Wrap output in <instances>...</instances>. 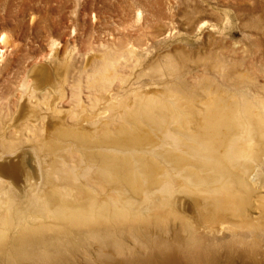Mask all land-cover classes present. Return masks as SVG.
<instances>
[{
    "label": "bare ground",
    "instance_id": "6f19581e",
    "mask_svg": "<svg viewBox=\"0 0 264 264\" xmlns=\"http://www.w3.org/2000/svg\"><path fill=\"white\" fill-rule=\"evenodd\" d=\"M98 55L77 73L67 60L51 74L52 52L31 66L16 120L39 107L40 122L0 139V264H264V96L192 103L187 126L158 139L141 119L154 98L127 110L112 92L126 55ZM247 88H264V75ZM159 207L185 221L157 228Z\"/></svg>",
    "mask_w": 264,
    "mask_h": 264
},
{
    "label": "rangeland",
    "instance_id": "374dc122",
    "mask_svg": "<svg viewBox=\"0 0 264 264\" xmlns=\"http://www.w3.org/2000/svg\"><path fill=\"white\" fill-rule=\"evenodd\" d=\"M3 34L7 41L1 40ZM102 51L127 56L117 66L112 92L124 99L127 110L135 98H154L157 113L141 119L149 118L148 128L161 139L160 127H175L177 120L187 126L192 103L200 108L205 99H232L231 93L240 96L242 90L250 98L255 93L264 96V88H247L249 81L264 75V0H0V139L26 138L30 132L23 123L40 122L39 107L16 120L19 104L28 99L26 83L34 80L33 64L52 52L57 64L50 66L51 74L67 60L77 73L85 55L89 68ZM85 114L80 116L87 119ZM30 153L28 164L33 167L36 157ZM187 153H182L186 160ZM173 177L177 185L188 183L186 177ZM157 209V228H178L185 221Z\"/></svg>",
    "mask_w": 264,
    "mask_h": 264
}]
</instances>
